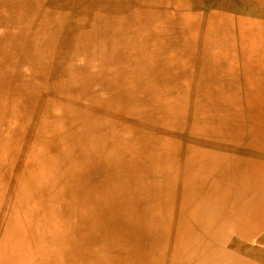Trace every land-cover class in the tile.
<instances>
[{
  "label": "rangeland",
  "instance_id": "1",
  "mask_svg": "<svg viewBox=\"0 0 264 264\" xmlns=\"http://www.w3.org/2000/svg\"><path fill=\"white\" fill-rule=\"evenodd\" d=\"M0 264H264V0H0Z\"/></svg>",
  "mask_w": 264,
  "mask_h": 264
},
{
  "label": "bare ground",
  "instance_id": "2",
  "mask_svg": "<svg viewBox=\"0 0 264 264\" xmlns=\"http://www.w3.org/2000/svg\"><path fill=\"white\" fill-rule=\"evenodd\" d=\"M19 229H20V227H19V226H18V227H16V230H17V231H16V233L18 232V230H19Z\"/></svg>",
  "mask_w": 264,
  "mask_h": 264
}]
</instances>
